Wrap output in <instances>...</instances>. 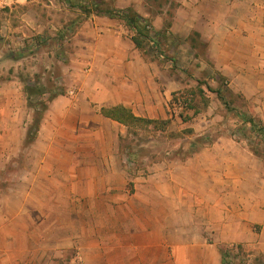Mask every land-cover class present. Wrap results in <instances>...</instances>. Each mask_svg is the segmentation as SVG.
I'll use <instances>...</instances> for the list:
<instances>
[{
	"label": "crops",
	"instance_id": "1",
	"mask_svg": "<svg viewBox=\"0 0 264 264\" xmlns=\"http://www.w3.org/2000/svg\"><path fill=\"white\" fill-rule=\"evenodd\" d=\"M55 4L8 0L9 8L18 5L27 43L44 26L42 8L49 14ZM162 4L154 12L146 0H110L148 20L158 45L166 38L188 49L200 66L195 75L205 72L215 85L221 79L264 125V0ZM65 7L64 20H81L72 60L89 66L91 80L74 99L49 102L28 143L33 112L24 92L0 89V264H61L56 258L72 249L78 264H221L224 243L264 256V160L242 145L220 136L129 180L113 165V147L95 148L96 139L113 138L101 123H116L101 108L158 120L165 107L151 81L152 60L134 47L124 23ZM92 140L94 149L86 145Z\"/></svg>",
	"mask_w": 264,
	"mask_h": 264
},
{
	"label": "rangeland",
	"instance_id": "2",
	"mask_svg": "<svg viewBox=\"0 0 264 264\" xmlns=\"http://www.w3.org/2000/svg\"><path fill=\"white\" fill-rule=\"evenodd\" d=\"M55 1L49 14L47 8H42L44 26L39 25L40 28L34 30V35L29 36L32 38L29 43L18 30L21 22L18 5L16 8H9L8 5L0 8V89L9 84L21 88L23 92L24 83L29 80L39 82L46 89H61L64 97L74 99L81 93L82 86H86L84 82L91 80L87 74L89 66L81 69V65L72 60L75 54L73 36L81 20H64L68 9L65 4ZM84 1L87 3L89 0ZM101 1L110 6V0ZM148 2L155 12L158 3L163 0ZM179 46L160 38L157 51L147 48L145 58L152 61L144 58L151 62V81L160 86V98L165 107V113L157 110L158 120H168L167 126H137L128 134L125 127L113 122L104 121L100 125L102 131L112 134L113 138H107L105 143L96 139L95 148L104 144L108 149L113 147L116 154L112 159L113 165L126 171L128 180L146 175L147 168L152 165L183 161L191 152L207 147L220 136L237 142L251 153L257 151L264 160V144L249 133V126L238 115L251 116L248 106L226 91L222 82L224 105L215 93L207 89H217L220 82L215 85L205 72L195 75L200 66L192 59L188 49H178ZM26 110L29 109L26 107ZM189 129L193 130L192 134L187 133ZM94 142L92 140L86 145L94 149ZM128 149L133 154L132 162L126 156ZM128 189H132L131 184ZM224 244L234 248L231 253V256L237 257L233 260L234 264H260L254 262L259 255L248 251L246 246H241L243 254H237V244ZM224 244L220 247H226ZM77 253L76 249H72L56 259H62L61 264H78Z\"/></svg>",
	"mask_w": 264,
	"mask_h": 264
},
{
	"label": "trees",
	"instance_id": "3",
	"mask_svg": "<svg viewBox=\"0 0 264 264\" xmlns=\"http://www.w3.org/2000/svg\"><path fill=\"white\" fill-rule=\"evenodd\" d=\"M60 2L65 3L70 8L78 9L85 16H107L109 18L117 19L122 21L127 28V30L131 33V41L134 44V47L141 51L143 54L147 53V48L150 47L151 50L157 51L158 41L156 39V34L150 30L149 21L142 18L140 15L135 13L132 9H115L110 6H105V4L101 0H91V3H86L84 0H58ZM149 1V0H146ZM156 2L157 0H153ZM169 3V0H163V2ZM163 2L158 3V8L161 7ZM172 17V15H168ZM169 23L167 24V28L169 27ZM190 44L193 47V39L190 40ZM220 84L218 88L213 90L210 87H207L208 91L215 93L218 98L226 105L223 95H222V81L218 79ZM226 90V89H225ZM227 91V90H226ZM23 92L26 97L27 107L32 110V123L28 130V136L26 138V143L31 142L38 131L40 120L43 116L44 111L47 108V104L59 96L64 95V91L58 88H49L46 89L44 85L39 84V82L27 81L24 83ZM48 95V96H47ZM47 96V97H46ZM46 97V98H45ZM100 113L103 117L110 119L119 125H122L127 129V133L130 134L134 131L133 128L137 126H155L159 128H164L169 123L168 120H154L147 119L135 116L131 110L126 109L122 106H116L112 108H101ZM239 117L242 119L245 125L249 126V133L252 134L256 139L264 144V125L254 118L253 116H247L246 114L238 113ZM188 134H192L193 130H187ZM121 140V139H120ZM120 141V149H121ZM198 151V150H197ZM197 151H193L190 153V156ZM253 154L257 157H261L257 151L253 150ZM126 156L129 162H132L133 154L128 149L126 152ZM236 250L238 253H242V248L240 245L236 246ZM218 252L221 258V264H234V258L231 256V253L234 252V248L224 247L218 248ZM255 263L264 264V256L259 255L254 259Z\"/></svg>",
	"mask_w": 264,
	"mask_h": 264
},
{
	"label": "built area",
	"instance_id": "4",
	"mask_svg": "<svg viewBox=\"0 0 264 264\" xmlns=\"http://www.w3.org/2000/svg\"><path fill=\"white\" fill-rule=\"evenodd\" d=\"M7 5H8V0H0V8H4V7L7 6ZM76 259H77V261H78L79 263L82 262L80 255H77V256H76Z\"/></svg>",
	"mask_w": 264,
	"mask_h": 264
}]
</instances>
